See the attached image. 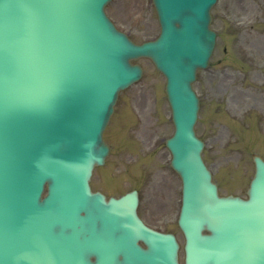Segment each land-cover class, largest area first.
Instances as JSON below:
<instances>
[{
	"label": "rangeland",
	"instance_id": "rangeland-1",
	"mask_svg": "<svg viewBox=\"0 0 264 264\" xmlns=\"http://www.w3.org/2000/svg\"><path fill=\"white\" fill-rule=\"evenodd\" d=\"M123 2L118 0L121 6ZM144 4L145 1L133 4V12L135 19L140 20L142 36H151V14ZM126 6L129 9L130 5L126 3ZM112 12L124 27L132 29L129 22L133 17L116 12L114 8ZM214 15L216 19L221 17L217 53L222 51V44L230 43L234 55L229 61L222 55L221 64L212 65L216 56L210 68L199 73L195 89L202 106L197 133L207 140L205 159L215 178L221 182L223 191L228 192L224 182L227 173L239 169L244 180L250 176L251 162L244 148L251 147L248 152H252L256 146L254 151H264V136L259 135L258 130L245 132L237 122L226 116L227 112H231L239 119L250 112L252 118L249 123H254V126L264 120V79L259 75L256 80V64L264 58V0H221ZM130 35L140 36L141 32L132 30ZM142 64L145 68L142 80L124 91L118 101L115 119L121 116L126 126L120 123L113 125L115 120L104 133L111 146L106 160L109 173L121 177L124 190L138 180L144 181L142 190H146L154 172L160 177L168 176L165 149L161 147L153 156L145 151L152 139L158 143L171 133L169 109L162 91L164 80L148 61L142 60ZM221 69H226V73L218 72ZM244 122L242 125L246 128ZM116 131L118 133L115 134ZM259 154L264 157L261 152ZM224 170L227 173L222 176ZM95 172L92 180L98 186L99 177L104 175ZM146 216L152 218L151 215Z\"/></svg>",
	"mask_w": 264,
	"mask_h": 264
}]
</instances>
